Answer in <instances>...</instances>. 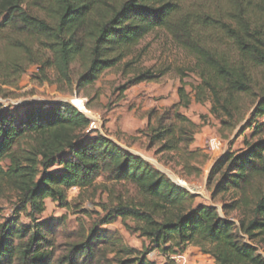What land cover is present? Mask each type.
<instances>
[{
    "label": "trees",
    "instance_id": "16d2710c",
    "mask_svg": "<svg viewBox=\"0 0 264 264\" xmlns=\"http://www.w3.org/2000/svg\"><path fill=\"white\" fill-rule=\"evenodd\" d=\"M159 31L194 61L198 83L189 85V95L185 83L178 88L177 106L209 102V114L229 120L252 93V71L264 70V0H0V83L15 84L35 66L42 83L46 71H53L71 88L76 65L80 90ZM155 79L145 71L132 82ZM19 108L14 113L0 104V186L17 196L16 215L0 223V264H152L120 234L100 229L118 219L124 227L130 221L133 231L168 259L194 247L214 264H264V95L243 127L252 130L245 150L224 153L210 172V178L221 173L214 196L234 195L222 216L90 129L89 119L71 104ZM197 128L174 111L149 124L146 137L160 144L159 153L173 154L189 176L199 173L191 163L202 158V165L206 158L189 150ZM98 179L131 188L134 198L103 207L105 215L57 258L47 223L37 219L45 200L68 207L70 189H93ZM234 211L236 219L229 217ZM21 216L29 223H20Z\"/></svg>",
    "mask_w": 264,
    "mask_h": 264
},
{
    "label": "rangeland",
    "instance_id": "374dc122",
    "mask_svg": "<svg viewBox=\"0 0 264 264\" xmlns=\"http://www.w3.org/2000/svg\"><path fill=\"white\" fill-rule=\"evenodd\" d=\"M193 70V59L159 31L147 36L121 65L101 73L91 86L78 90L76 82L79 70L76 65L72 66L71 79L74 85L71 88L58 82L53 71H46L47 80L42 83L40 72L31 66L15 84L0 83V104L3 109L20 113L19 107L26 103L78 102L79 112L90 121V129L96 130L125 151L141 157L172 182L195 195L197 204L216 207L222 216L223 205L230 204L234 195L226 193L214 196L213 191L221 173L210 178V172L224 153H242L245 150L244 139L251 141L252 130H243V127L250 119L259 96L264 95V70L252 71V93L241 100L229 120L225 117L217 119L209 114V102L200 105L192 101L187 109L177 106L178 88L185 83V91L189 95V85L198 83ZM145 71H150L156 79L133 84V79ZM174 111L198 126L189 150L198 149L206 157L202 165L198 164L203 161L202 158L191 163L199 173L194 170L191 175H186L173 154L159 153L160 144H152L146 137L149 124L154 125L161 118L171 117ZM221 121L228 125L224 126ZM165 123L168 125L169 122ZM211 138L220 142V152L210 150L208 142ZM117 198L126 203L134 198V192L127 186L98 179L93 189H70L67 192L68 207L45 200V211L37 219L47 223V236L52 238L57 247L56 257L64 256L70 244L79 243L87 229L105 215L103 207H114ZM16 205V194L0 186V223L16 215ZM236 215V211L229 213L232 219H236ZM20 223L29 222L21 216ZM126 225L124 227L118 219L114 224L100 229L120 234L126 245L147 253L146 259L152 264L170 263V259L133 231L130 221Z\"/></svg>",
    "mask_w": 264,
    "mask_h": 264
},
{
    "label": "built area",
    "instance_id": "2783aa9c",
    "mask_svg": "<svg viewBox=\"0 0 264 264\" xmlns=\"http://www.w3.org/2000/svg\"><path fill=\"white\" fill-rule=\"evenodd\" d=\"M77 103L78 102H76V104ZM70 104L75 107L78 111H80L75 103L70 101ZM208 145L210 150L214 153L221 151L220 142L216 138H211L208 142ZM169 259L172 261L173 264H187V260L184 253L172 255L169 257Z\"/></svg>",
    "mask_w": 264,
    "mask_h": 264
},
{
    "label": "crops",
    "instance_id": "0c3cea01",
    "mask_svg": "<svg viewBox=\"0 0 264 264\" xmlns=\"http://www.w3.org/2000/svg\"><path fill=\"white\" fill-rule=\"evenodd\" d=\"M188 264H214V261L199 252L197 248L188 247L185 251Z\"/></svg>",
    "mask_w": 264,
    "mask_h": 264
}]
</instances>
